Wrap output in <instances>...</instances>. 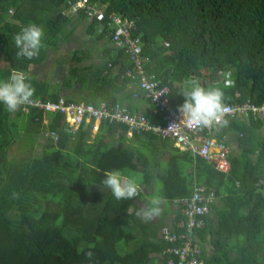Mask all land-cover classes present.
<instances>
[{
    "label": "trees",
    "instance_id": "trees-1",
    "mask_svg": "<svg viewBox=\"0 0 264 264\" xmlns=\"http://www.w3.org/2000/svg\"><path fill=\"white\" fill-rule=\"evenodd\" d=\"M69 1L76 0H0V58L7 62L0 67V80H7L15 67L35 88L32 99L64 97L96 105L90 96L62 95L58 87L33 79L30 66L58 44L55 38L45 35L37 58L16 56L14 37L30 23L50 27L68 39L72 33H63L64 28L89 20L83 9L63 14L61 8ZM86 1L87 7L103 12L101 19L89 20V32L108 38L126 57L114 78L120 89L135 81L125 74L133 66L130 54L112 41L116 16L127 26L128 36L139 40L145 69L169 86L174 107L185 102L181 93L188 78L204 87H223L217 77L222 71H229L235 82L224 89L225 103L264 102V0ZM36 8L52 15L39 16ZM100 23L102 31L97 34ZM148 103L147 118L162 120L153 112L155 105ZM225 120L216 135L225 138L230 149L228 173L149 131L129 137L127 125L108 121H102L94 134L91 125L72 131L58 112L44 113L37 107L25 111L21 106L11 113L0 103V264H86L88 250L94 251L96 264H168L163 250L174 244L167 246L150 232V227L161 226L160 221L152 225L136 215L150 206L147 196L152 193L145 194L143 188H151L156 180L164 200L190 196L199 185L213 190L221 201L215 228L211 213L216 200L203 219L205 225L196 229L200 264H264V138L255 132L262 121L252 116L247 121ZM20 126L25 130L21 134L30 135L29 146L39 144L42 131L47 137L40 154L34 155L31 147L21 159L11 160L9 150L19 141ZM229 135H235L240 145L247 139L253 142L234 154ZM164 154L167 162L161 166ZM114 169L131 177L142 174V191L135 199L117 201L110 190H102L105 171ZM180 218L184 217L177 210L175 219Z\"/></svg>",
    "mask_w": 264,
    "mask_h": 264
},
{
    "label": "built area",
    "instance_id": "built-area-1",
    "mask_svg": "<svg viewBox=\"0 0 264 264\" xmlns=\"http://www.w3.org/2000/svg\"><path fill=\"white\" fill-rule=\"evenodd\" d=\"M86 0L69 1L68 5L61 8L64 14H77L79 9H83L89 20L94 16L101 19L103 12L94 7H87ZM117 25L116 32L112 37L115 45L123 47L130 54L132 68L126 70V75L131 77L149 102L155 105L154 113L162 116V120L150 121L145 112L141 110L131 111L118 101L103 100L98 104L86 103L83 101L67 100L60 97L58 100H42L41 98L31 99L28 104L22 106L23 110L28 111L29 107H37L48 112H58L62 114L63 122L69 130H77L81 125H91L92 133H96L102 121L128 126L127 135L132 136L133 132L149 131L163 138H170L174 145L181 150H190L193 155L200 156L214 164L215 168L221 172L228 173L231 162L228 154L229 147L224 143L225 138L218 139L216 135L222 129L219 125L212 128H198L188 122L179 111V107H174L169 100L170 88L168 85H161L160 79L153 73L148 72L144 67V58L138 39L128 36L127 26L122 23L120 17H115ZM129 23V22H128ZM130 24V23H129ZM131 25V24H130ZM103 24L100 23L96 28L97 34L102 31ZM229 71H222L217 77L221 82L226 79ZM232 79L231 77H227ZM229 111L224 115L223 120L229 118L249 119L251 116L256 119L264 120V102L255 104L251 100L237 103H226ZM220 131H217V130ZM53 138L57 139V134L52 132ZM214 200V193L206 191L205 187L194 185L193 193L190 197L175 199L182 214L189 218L188 229L192 230L195 218L202 216L209 211L210 205ZM202 220L197 223L201 225ZM169 252V264H189L196 263L195 259L191 262L185 260L186 254L180 249L173 248ZM197 252V249L195 250ZM180 257L176 262L174 257Z\"/></svg>",
    "mask_w": 264,
    "mask_h": 264
},
{
    "label": "clouds",
    "instance_id": "clouds-1",
    "mask_svg": "<svg viewBox=\"0 0 264 264\" xmlns=\"http://www.w3.org/2000/svg\"><path fill=\"white\" fill-rule=\"evenodd\" d=\"M45 32L41 25L36 23H30L23 27L19 33L14 37V43L18 51L17 57H24L29 60L37 58L44 45ZM230 73L226 74L223 87L202 86L196 78L190 77L185 81V90L181 93L186 99L185 102L179 107V111L183 117L187 118L188 122L195 125L198 128H212L215 125L220 124L224 115L229 111L228 106L225 103L226 93L224 89L234 86V80L227 78L230 77ZM35 94V88L29 82V77L19 70H12L7 80H0V103H2L8 112L14 113L21 106L28 104ZM102 186V190H110L111 195L117 201L133 200L142 191L141 185L137 182L135 177L125 175L121 170L114 169L108 170L104 173V179L99 184ZM194 188V187H193ZM213 191V190H210ZM210 191H207L208 193ZM193 193V191H192ZM214 193V200L216 195ZM192 195V194H191ZM190 195V196H191ZM186 196V197H190ZM184 198L178 197L175 199ZM175 199L170 201L174 207V217L167 218L166 223H172V229L161 225V229L156 232V238L162 239L167 242V247L163 250V255L169 257L172 254L170 249L178 248L184 254H186L185 260L189 263L191 260L203 262L201 259V245L195 241V233L198 227L205 225V217L211 212V205L209 211L204 215L197 216L195 218L194 226L192 230L188 229L189 218L182 214L178 205L175 203ZM164 203V198L160 195H154L151 199V206H145L136 213L137 217L148 222L159 216L162 212L161 205ZM179 210L180 214L184 218L175 219L176 212ZM198 220H202L201 225L197 223ZM165 224V225H167ZM197 249V252L195 250ZM86 264H96L95 253L92 250H88L85 253ZM180 257H174V261H178ZM189 263V264H196Z\"/></svg>",
    "mask_w": 264,
    "mask_h": 264
},
{
    "label": "crops",
    "instance_id": "crops-1",
    "mask_svg": "<svg viewBox=\"0 0 264 264\" xmlns=\"http://www.w3.org/2000/svg\"><path fill=\"white\" fill-rule=\"evenodd\" d=\"M39 9L44 11L42 8H36L35 10ZM10 12L12 13L14 10L11 9ZM88 25L89 20L83 18L79 23L64 28L63 33L67 31L72 33L69 34L70 37L68 39L65 38L66 35L62 37L57 33L55 34L54 30L50 27L45 28V35L47 29H50V34L46 36L48 38H55L58 40V44L53 47L49 46L50 48L46 49L43 54V60L38 64L30 66L31 72L35 75L33 79L46 81L42 74L48 72L49 69L43 72L41 68L37 72L36 67L41 64L44 65L49 61L51 69L55 70L56 67L57 72L56 77L53 78V82H46L51 87H55L54 85H56L62 92V95L63 93H68L79 99L90 96L96 104L103 100L113 101L116 99V101L122 103L129 110L149 112L151 106L148 103V98L139 89L136 82H131L121 89L120 83L114 82L115 76L124 66L125 55L120 54V50L108 38L96 37L93 31L90 33L87 28ZM111 61H113L112 64ZM6 63V61L3 62L1 67H5ZM12 70H15V67L11 68ZM244 120L247 121L246 119ZM261 121V127L255 132L264 138V120L261 119ZM24 131V128L20 126V132L24 133ZM230 138L233 149V152H231L234 154H240L247 145L253 142L247 139L244 144L240 145L241 141L235 135H232ZM245 144L246 146H244ZM160 229V226L150 227V232L154 234Z\"/></svg>",
    "mask_w": 264,
    "mask_h": 264
},
{
    "label": "rangeland",
    "instance_id": "rangeland-1",
    "mask_svg": "<svg viewBox=\"0 0 264 264\" xmlns=\"http://www.w3.org/2000/svg\"><path fill=\"white\" fill-rule=\"evenodd\" d=\"M13 9V8H12ZM37 13L39 16H42V17H48V16H51L52 13L51 12H43L42 10H37ZM69 15H74L73 13L69 14ZM50 34V29H47L46 31V35L48 36ZM2 51H3V46H2ZM55 52V51H54ZM6 59L4 60V58L0 59V67L3 65V62H5ZM42 68V71H46L49 69L48 72L46 73H43L42 76L44 77V79L46 81H50V82H53V78L56 77V67H55V70H52L51 69V65H50V62H46L44 65H40V66H37L36 67V71L39 72ZM4 69L1 67V70ZM54 69V68H53ZM61 76V75H60ZM41 83V82H40ZM43 84V83H42ZM56 87V85H54ZM82 88V87H81ZM79 90V89H78ZM46 121V120H45ZM25 132V131H24ZM44 132V131H42ZM42 139L39 140V144L38 145H35L34 147L33 146H29V144L27 142H30L31 138H30V135L27 133L25 134H19V141L13 145V147L10 148L9 150V157L11 160H18V159H21L23 156L27 155L28 152L27 150L31 148L32 149V152L34 155H38L41 153V148H42V145L47 137V134L45 135V133H42ZM40 136V134H39ZM44 139V140H43ZM246 146V144L244 145ZM167 156L168 154H164V156L162 158H160V165L161 166H164L167 162ZM125 175L127 176H130L129 173L127 171H124L123 172ZM133 177H135L137 179V182L140 183L142 181V174L141 173H135L133 174ZM131 177V176H130ZM161 189V183L160 181L156 180V182H154L153 186L148 187L147 189L143 188V192L145 194H147L148 192L152 193L150 194L149 196H147V198L149 199H152V197L154 195H157L159 194V190ZM150 206H151V202H150ZM221 206V201H219V199L217 198L216 202H215V211H212L211 214H213V217H212V228L214 229L215 228V223L217 222V208ZM161 208H162V212L159 216L155 217L153 220H150V222L152 223V225H155L158 221H160V224L161 225H164L166 226L167 228L169 229H172V223H166V220L167 218L173 216L174 217V207H173V204L169 201V200H164V203L161 205ZM214 210V209H213ZM167 224V225H165ZM155 260V259H154Z\"/></svg>",
    "mask_w": 264,
    "mask_h": 264
}]
</instances>
